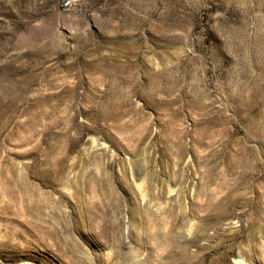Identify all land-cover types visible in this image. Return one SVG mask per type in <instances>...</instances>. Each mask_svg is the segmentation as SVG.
Returning a JSON list of instances; mask_svg holds the SVG:
<instances>
[{
    "label": "rangeland",
    "instance_id": "1",
    "mask_svg": "<svg viewBox=\"0 0 264 264\" xmlns=\"http://www.w3.org/2000/svg\"><path fill=\"white\" fill-rule=\"evenodd\" d=\"M62 1L0 0V264H264V0Z\"/></svg>",
    "mask_w": 264,
    "mask_h": 264
},
{
    "label": "bare ground",
    "instance_id": "2",
    "mask_svg": "<svg viewBox=\"0 0 264 264\" xmlns=\"http://www.w3.org/2000/svg\"><path fill=\"white\" fill-rule=\"evenodd\" d=\"M262 28V27H261ZM40 101V100H39ZM103 145V144H102ZM102 147V146H101ZM7 166L5 167H0V194L3 195H7L9 197V200L13 201L15 199V196H14V187H16L15 185H17V181L18 179H16V174H17V170H16V165L14 166L13 162L11 160H7L6 162ZM28 176V175H27ZM249 177V176H248ZM17 180V181H16ZM22 183L24 185L22 186H26L27 184V181L25 179V177L23 176L22 177ZM20 184V183H19ZM3 191V192H2ZM3 193V194H2ZM22 196V195H21ZM17 198V197H16ZM30 199V198H29ZM258 201V200H257ZM10 203H6V205H9ZM7 208L10 209V206H7ZM6 209V208H5ZM24 212V211H23ZM262 213V212H261ZM221 221V220H220ZM231 224H233V222H231ZM254 226H261L260 223H256ZM174 237L172 236H169L167 238L169 244H171L173 241H174ZM166 240V242H167ZM167 242V243H168ZM175 243V242H174ZM191 243H189L190 245ZM171 246V245H170ZM184 247V246H183ZM173 248V247H172ZM185 248V247H184ZM163 249V248H162ZM183 250V249H182ZM185 251V249H184ZM186 252V251H185ZM196 252V251H195ZM165 256H164V259L166 260L165 262H163L164 264H174V259L176 258L175 257V253L173 254L172 252L166 250L165 251ZM183 253V252H182ZM187 253H191V252H187ZM188 255V254H187ZM163 256V255H162ZM190 256V255H189ZM188 256V257H189ZM195 256H197L195 254ZM191 257V256H190ZM182 258V257H181ZM193 258V257H192ZM195 258V257H194ZM187 259V258H186ZM243 259V258H242ZM150 260V259H149ZM177 260V258H176ZM151 261V260H150ZM177 261H181V260H177ZM190 261V260H188ZM148 262V261H147ZM182 262V261H181ZM184 263V262H183ZM241 264H246L245 260L243 259L242 261H240ZM188 264H191V262ZM193 264V263H192ZM195 264V263H194ZM197 264V263H196Z\"/></svg>",
    "mask_w": 264,
    "mask_h": 264
},
{
    "label": "built area",
    "instance_id": "3",
    "mask_svg": "<svg viewBox=\"0 0 264 264\" xmlns=\"http://www.w3.org/2000/svg\"><path fill=\"white\" fill-rule=\"evenodd\" d=\"M71 5H72V0H63L62 1V6L64 8H69V7H71Z\"/></svg>",
    "mask_w": 264,
    "mask_h": 264
}]
</instances>
